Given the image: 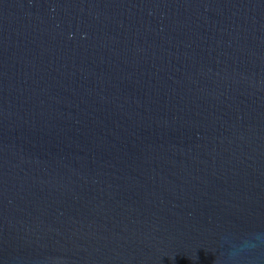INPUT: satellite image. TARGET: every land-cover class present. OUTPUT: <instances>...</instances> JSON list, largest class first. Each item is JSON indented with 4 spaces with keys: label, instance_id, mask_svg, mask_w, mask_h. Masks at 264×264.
I'll use <instances>...</instances> for the list:
<instances>
[{
    "label": "water",
    "instance_id": "1",
    "mask_svg": "<svg viewBox=\"0 0 264 264\" xmlns=\"http://www.w3.org/2000/svg\"><path fill=\"white\" fill-rule=\"evenodd\" d=\"M0 264H264V0H0Z\"/></svg>",
    "mask_w": 264,
    "mask_h": 264
}]
</instances>
